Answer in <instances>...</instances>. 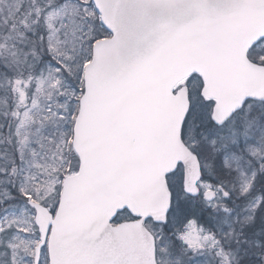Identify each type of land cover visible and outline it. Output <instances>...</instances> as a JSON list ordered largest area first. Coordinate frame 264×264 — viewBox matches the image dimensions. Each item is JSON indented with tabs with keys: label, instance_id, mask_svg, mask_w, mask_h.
<instances>
[{
	"label": "snow or ice",
	"instance_id": "obj_1",
	"mask_svg": "<svg viewBox=\"0 0 264 264\" xmlns=\"http://www.w3.org/2000/svg\"><path fill=\"white\" fill-rule=\"evenodd\" d=\"M0 264H264V0H0Z\"/></svg>",
	"mask_w": 264,
	"mask_h": 264
}]
</instances>
